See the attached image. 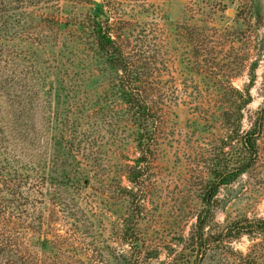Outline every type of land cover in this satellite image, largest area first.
Wrapping results in <instances>:
<instances>
[{
    "label": "rangeland",
    "instance_id": "obj_1",
    "mask_svg": "<svg viewBox=\"0 0 264 264\" xmlns=\"http://www.w3.org/2000/svg\"><path fill=\"white\" fill-rule=\"evenodd\" d=\"M84 1L54 2L63 25L31 30L45 42L0 28V264H264V0ZM96 14L148 66L157 120L141 163L122 73L95 57ZM248 85L240 112L232 86ZM260 117L252 166L206 210L215 169L249 158ZM228 225L236 236L220 237Z\"/></svg>",
    "mask_w": 264,
    "mask_h": 264
},
{
    "label": "trees",
    "instance_id": "obj_2",
    "mask_svg": "<svg viewBox=\"0 0 264 264\" xmlns=\"http://www.w3.org/2000/svg\"><path fill=\"white\" fill-rule=\"evenodd\" d=\"M58 1L59 0H0V28L11 27L13 23H15V25L17 23L18 27L6 36L12 37V39L17 37H26L25 41H28V43L36 41L37 38L38 41L45 42V40L48 39V35L45 34L46 31L42 30L41 28L39 35H34L31 30L38 24H42V22L48 18L49 20L55 21L60 26L63 25V23H59L55 18L56 14H53V11H55L56 8H59L58 5L57 7H54V2ZM81 1L85 2L84 0H79V2ZM94 3L99 6L98 2ZM42 4L45 5L42 6ZM33 7H37L38 10L35 11ZM97 10L99 9L97 8ZM86 21L91 22L89 23L91 24V33L96 38L95 57L104 54L107 58H109V61L113 64V66L119 70V73H122L119 77L120 81H118V85H116L118 89L117 91L119 93L120 100L125 105V115H127L136 126V131L138 133L136 141L138 146L137 148L141 155L136 159V162H144L147 158L146 155H148L147 152L150 146L149 141H151L153 138V133L149 129L151 128L150 124L152 123V120H157V115L155 112H153L154 109H152L151 106L150 93H147L151 79H148L144 69H147L148 66L147 64L138 65L129 59L122 46L117 42V39L110 33L108 29L105 28L104 23L101 21L98 14L94 15L91 21ZM79 23L84 24V21H80ZM254 80L255 78L252 77V82H254ZM232 91L235 94V98H233L231 102L237 107V110L241 112L242 107H245L252 101L250 86L248 85L245 90H240L232 86ZM68 109L69 108H67V110ZM70 111L73 110L69 109V112ZM58 112L60 111L58 110ZM261 112L263 113L264 109ZM58 117L59 116L57 115V121ZM258 119L255 122V125L246 131L243 135V138L241 139L246 153H249V158H247V160L244 162L239 163L238 161V163H235L236 167L230 168L228 167V164H225L222 167L215 169L214 174L216 176V181L210 188L209 194L206 193L203 197V201L206 204V210L210 209V201L213 196L219 194L221 186L231 183L252 166V162L258 153L257 141L259 130L262 126L261 117ZM61 123L63 124V122ZM71 126L73 127L75 124ZM69 129L71 130V128ZM236 132H238V128L236 129ZM129 168L131 169L134 167L129 165ZM131 172L133 177H128V180L130 182H135L134 180H136L139 175H141V171H138L137 169H131ZM123 188L127 190L128 194L131 196L135 195L133 187L130 188L124 186ZM26 199H29V197H26L25 200ZM25 204L27 205L28 203ZM27 212L29 213V211H26V213ZM31 215L32 213H29V216ZM42 225L43 217H40L39 227H42ZM204 226L205 217H203L202 214H199L196 222L197 232L199 233L204 228ZM257 227L264 233V220L257 222ZM27 229L29 230L30 227ZM240 230L244 233H250V231H247L245 226L240 227ZM236 231L237 227L228 225L220 233V237L225 238L234 235L236 236L234 233ZM247 260H251V258L248 256Z\"/></svg>",
    "mask_w": 264,
    "mask_h": 264
}]
</instances>
